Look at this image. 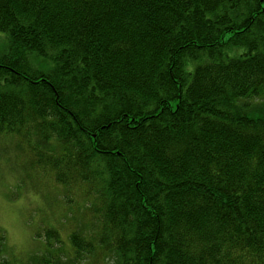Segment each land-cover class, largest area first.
Wrapping results in <instances>:
<instances>
[{
  "label": "trees",
  "instance_id": "16d2710c",
  "mask_svg": "<svg viewBox=\"0 0 264 264\" xmlns=\"http://www.w3.org/2000/svg\"><path fill=\"white\" fill-rule=\"evenodd\" d=\"M0 33V142L83 189L99 254L264 264V0H0Z\"/></svg>",
  "mask_w": 264,
  "mask_h": 264
},
{
  "label": "rangeland",
  "instance_id": "374dc122",
  "mask_svg": "<svg viewBox=\"0 0 264 264\" xmlns=\"http://www.w3.org/2000/svg\"><path fill=\"white\" fill-rule=\"evenodd\" d=\"M4 37L0 33V49L4 46ZM259 105L260 101L256 100L253 107L260 108ZM254 115L259 113L256 111ZM16 140L10 137L0 142V231L5 236L6 256L12 264H34L36 254L43 249L44 228L59 231L62 256L67 264H115L114 255L99 254L98 220L90 213L91 201L83 189H64L54 183L47 168L30 167L33 162L28 160L30 153L24 147L19 149ZM73 232L94 244V256L82 262L73 261L69 244ZM36 234L40 235L39 239ZM57 247L54 245L51 251Z\"/></svg>",
  "mask_w": 264,
  "mask_h": 264
}]
</instances>
